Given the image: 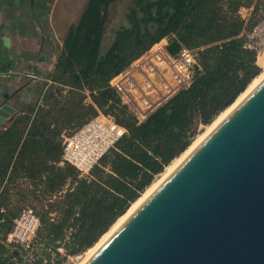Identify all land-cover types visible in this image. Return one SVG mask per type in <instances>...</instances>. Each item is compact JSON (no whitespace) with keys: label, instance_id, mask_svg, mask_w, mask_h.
I'll use <instances>...</instances> for the list:
<instances>
[{"label":"trees","instance_id":"trees-1","mask_svg":"<svg viewBox=\"0 0 264 264\" xmlns=\"http://www.w3.org/2000/svg\"><path fill=\"white\" fill-rule=\"evenodd\" d=\"M113 1L88 0L39 84L43 104L40 98L0 128V186L11 181L12 162L27 161L21 170L33 186L25 198L41 219L29 247L8 246L13 218L0 214V264H64L68 255L93 247L191 146L199 126L214 122L262 71L246 32L261 18L264 0H134L126 22L109 26ZM243 8L253 15L244 18ZM164 37L172 54L182 45L202 47L200 68L188 88L141 121L110 81ZM4 52L0 69L8 61ZM99 112L127 133L83 177L61 164L62 134Z\"/></svg>","mask_w":264,"mask_h":264},{"label":"water","instance_id":"water-1","mask_svg":"<svg viewBox=\"0 0 264 264\" xmlns=\"http://www.w3.org/2000/svg\"><path fill=\"white\" fill-rule=\"evenodd\" d=\"M82 264H264V76Z\"/></svg>","mask_w":264,"mask_h":264},{"label":"built area","instance_id":"built-area-1","mask_svg":"<svg viewBox=\"0 0 264 264\" xmlns=\"http://www.w3.org/2000/svg\"><path fill=\"white\" fill-rule=\"evenodd\" d=\"M247 12L253 8H244ZM244 18H249L244 15ZM247 45L260 53L264 50V12L253 28L246 32ZM169 38L154 43L128 68L115 75L110 84L139 120L146 119L156 108L180 90L188 88L200 68L202 47L182 45L177 54L168 51ZM35 78L36 76L30 75ZM127 128L111 115L99 112L82 126L67 134L63 142V161L74 166L83 177L91 175ZM41 226V219L33 207H25L13 219L6 242L29 247Z\"/></svg>","mask_w":264,"mask_h":264},{"label":"crops","instance_id":"crops-1","mask_svg":"<svg viewBox=\"0 0 264 264\" xmlns=\"http://www.w3.org/2000/svg\"><path fill=\"white\" fill-rule=\"evenodd\" d=\"M87 3L88 0H0V51L5 49L8 59L0 69V102L6 100L16 109L5 122H0V128L9 125L19 110L41 98L39 84L52 70L69 27L79 20ZM5 36L10 38V46L5 45ZM25 90L30 93L25 94ZM39 103L43 104L42 98ZM65 136L64 132L62 146ZM28 166L27 161L17 163L16 167L14 162L10 165L9 173L16 171L11 181L6 178L0 186L2 219H14L25 207H33L25 198L33 184L21 170ZM5 186L9 189L2 195Z\"/></svg>","mask_w":264,"mask_h":264},{"label":"rangeland","instance_id":"rangeland-1","mask_svg":"<svg viewBox=\"0 0 264 264\" xmlns=\"http://www.w3.org/2000/svg\"><path fill=\"white\" fill-rule=\"evenodd\" d=\"M134 2V0H114L113 1V3L111 4V6H110V16H109V26H113V25H120V24H124L125 22H126V14H127V12H128V10H129V8H130V6L132 5V3ZM243 14L244 15H248V17L251 15H253L252 14V11H250V12H247L246 10L245 11H243ZM263 15V11H260V12H258L257 14H256V17L257 18H260L261 16ZM258 64L260 65V67L262 68V71H261V73L256 77V78H258L259 76H261V74L263 75L264 74V50H262L260 53H259V56H258ZM255 78V79H256ZM254 79V80H255ZM253 80V81H254ZM249 88V87H248ZM247 88V89H248ZM246 89V90H247ZM245 90V91H246ZM244 91V92H245ZM243 92V93H244ZM242 93V94H243ZM241 94V95H242ZM240 95V96H241ZM239 96V97H240ZM238 97V98H239ZM237 101V100H236ZM235 101V102H236ZM234 102V103H235ZM227 110V109H226ZM225 110V111H226ZM225 111H223L222 113H224ZM221 113V114H222ZM220 114V115H221ZM219 115V116H220ZM218 116V117H219ZM217 120V119H216ZM215 120V121H216ZM214 121V122H215ZM214 122H212L211 124H208V125H204V124H201L200 126H199V128H198V131H197V134H196V137L194 138V141H193V143L194 142H196L197 140H199L204 134H206L209 130H210V128H211V126H212V124L214 123ZM66 135L68 134V133H65ZM197 139V140H196ZM192 145V144H191ZM185 153V152H184ZM184 153L181 155V156H179L178 158H176L170 165H168L167 167H166V169H165V171L161 174V175H159L157 178H156V180L154 181V183L152 184V185H154V184H156V183H158L160 180H162V178L163 177H165V175H167V173H168V171H171V168L183 157V155H184ZM151 185V186H152ZM150 186V187H151ZM149 187V188H150ZM148 188V189H149ZM147 189V190H148ZM146 190V191H147ZM145 191V192H146ZM144 192V193H145ZM144 193L141 195V196H143L144 195ZM140 196V197H141ZM139 197V198H140ZM138 198V199H139ZM31 206V205H30ZM132 206V205H131ZM112 228V227H111ZM110 228V229H111ZM103 237V236H102ZM102 239V238H101ZM100 239V240H101ZM99 242V241H98ZM97 242V243H98ZM7 243V242H6ZM96 243V244H97ZM8 244V246H10V244L11 243H7ZM95 244V245H96ZM94 245V246H95ZM93 246V247H94ZM93 247H91V248H93ZM91 248H89L88 250H86L85 252H83V253H79V254H75V255H68V257H67V259L65 260V262H64V264H82L83 262H84V260L90 255V250H91Z\"/></svg>","mask_w":264,"mask_h":264},{"label":"bare ground","instance_id":"bare-ground-1","mask_svg":"<svg viewBox=\"0 0 264 264\" xmlns=\"http://www.w3.org/2000/svg\"><path fill=\"white\" fill-rule=\"evenodd\" d=\"M263 76H264V74L262 75L261 74V76H259L258 78H256L251 84H250V86H249V88L237 99V101L235 102V103H233L229 108H227V110L224 112V113H222L218 118H217V120L212 124V126H211V128H213L217 123H218V121L233 107V106H235L240 100H242L243 98H244V96L261 80V78H263ZM211 128H210V130H211ZM209 132V131H208ZM206 134H204L201 138H203L204 136H205ZM201 138L199 139V140H197L196 142H194V143H192V145L185 151V153H184V155H183V157L191 150V149H193L197 144H198V142L201 140ZM182 157V158H183ZM181 158V159H182ZM180 159V160H181ZM179 160V161H180ZM178 161V162H179ZM177 162V163H178ZM176 163V164H177ZM175 164V165H176ZM174 165V166H175ZM173 166V167H174ZM172 167V168H173ZM171 168V169H172ZM170 171H168V173H169ZM167 173V174H168ZM166 176V175H165ZM164 178V177H163ZM157 184V183H156ZM156 184H154V185H152L145 193H144V195L143 196H141L138 200H136L133 204H132V206L128 209V211L123 215V216H121L119 219H118V221L112 226V228L108 231V232H106L104 235H103V237H102V239L101 240H99V242L93 247V248H91V250H90V254L98 247V245L108 236V234L146 197V195L155 187V185Z\"/></svg>","mask_w":264,"mask_h":264}]
</instances>
